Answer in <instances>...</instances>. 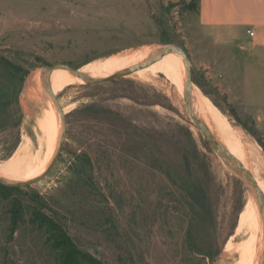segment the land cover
Returning <instances> with one entry per match:
<instances>
[{
  "label": "rangeland",
  "instance_id": "obj_1",
  "mask_svg": "<svg viewBox=\"0 0 264 264\" xmlns=\"http://www.w3.org/2000/svg\"><path fill=\"white\" fill-rule=\"evenodd\" d=\"M196 16L197 0H0V165L26 146L20 155L39 164L48 147L41 118L56 153L61 117L44 88L50 68L177 47L191 66L190 103L202 94L226 118L264 183V54L240 49L225 29L201 28ZM163 59L185 77L179 54ZM72 74L57 67L49 77ZM52 95L64 143L46 176L17 195L25 213L12 239L0 196V264H59L28 222L34 194L103 264H238V249L253 238L249 225L239 229L249 193L191 123L185 91L158 75L65 85ZM195 185L205 189L206 213L185 195Z\"/></svg>",
  "mask_w": 264,
  "mask_h": 264
},
{
  "label": "bare ground",
  "instance_id": "obj_2",
  "mask_svg": "<svg viewBox=\"0 0 264 264\" xmlns=\"http://www.w3.org/2000/svg\"><path fill=\"white\" fill-rule=\"evenodd\" d=\"M168 53H176V52H168ZM157 55L158 52L153 50V48H144L142 50L133 51L124 55H113L107 57V59H102V60L99 59V61H95L83 66L81 69H79L78 73L86 76V78L89 79H102L118 73L125 72L140 64L148 63L152 61V59H154V57H156ZM106 73H109L110 75L101 77L103 76V74ZM158 75H162L167 80L172 81L178 92L181 94L184 93L186 71L184 75L185 77L177 75V72L173 70L169 61L163 59V57L156 60L154 63H151L150 65L140 70H137L136 72H134L129 76H134L142 80H150L152 77H157ZM79 83H83V81L82 79L78 78L75 74H72L70 76H52L49 77L48 79L49 90L51 91L52 94L55 92V90L65 85H73ZM191 105H192V111L196 116V118L206 126L210 134L217 139L219 144L235 160H237L246 171L249 172V174L252 176L253 182L255 183V185L257 186L258 190L261 192L264 198V183L260 180L261 178H259L257 174L253 173L254 171L253 172L250 171V168L246 160L247 157L244 154V151L246 149L243 151L239 139L234 134L235 131L233 132V129L229 125L226 118L223 115H221L214 108V106L209 101H207V99L204 98L202 94L196 95ZM45 111L43 112L45 113ZM38 127L39 130L46 137L48 143L47 151L44 158L42 160L38 158L39 160H41L39 164L36 166H34L33 164V166H31L32 160L26 156H21L22 155L21 153L26 152L27 146L22 148L17 147V150L13 153V155L9 157L6 161H4L2 165H0L1 179H5L12 183H21V182L33 180L41 176L46 171V169L48 168V166L50 165L51 161L53 160L56 154L55 137L50 125L47 124L42 118L38 122ZM61 134H62V120H61ZM246 224L250 226L253 232V238L245 246L242 245L241 249H238L240 252V260L238 264H254V260H253L254 256L258 253V250L260 249L263 250L264 248V222L262 220V216L258 204L255 198L251 194H249L248 200L245 204V208L240 215L239 229L245 226ZM230 246L231 245H229V247Z\"/></svg>",
  "mask_w": 264,
  "mask_h": 264
},
{
  "label": "water",
  "instance_id": "obj_3",
  "mask_svg": "<svg viewBox=\"0 0 264 264\" xmlns=\"http://www.w3.org/2000/svg\"><path fill=\"white\" fill-rule=\"evenodd\" d=\"M168 52H176L178 53L184 60L185 62V66H186V81H185V87H184V91H185V95H184V100H185V104H186V109H187V113H188V117L191 121V123L194 125V127L198 130V132L200 133L201 137L203 138V140L206 142V144L212 149V151H214L218 157L228 166V168L230 169V171L236 175L240 181L242 182V184L244 185V187L246 188V190L248 191L249 194H251L259 207L261 216H262V220L264 222V198L261 194V192L258 190L257 186L255 185V183L253 182L252 176L249 174L248 171H246L243 166L237 161L235 160L217 141L216 138H214L209 130L206 128V126L196 118V116L194 115L193 111H192V105L190 103V92H191V86H192V81H191V66L190 63L188 61V58L186 57L185 53L177 48V47H167V48H163L156 57H154V59H152V61L148 62V63H143L140 64L132 69H129L125 72L122 73H118L115 75H112L110 77H106V78H102V79H89L86 78V76L78 73L79 69H73L71 67L68 66H64V65H60V66H56L53 68H50L45 75V88L46 91L49 93L50 97L52 98V101L56 107V109L58 110L61 120H62V134L60 137V141L58 144V148L56 151V155L53 158V160L51 161L50 165L48 166V168L46 169V171L39 177L30 180V181H26V182H21V183H12L9 182L5 179H1L0 178V184L4 185L6 187H10V188H22V187H26L28 185H31L37 181H39L40 179H42L43 177L46 176V174L52 169V167L54 166L56 159L60 153V150L62 148V145L64 143V137L66 134V123H65V118H64V113L62 112V109L60 108L57 100L55 99V97L52 95L51 91L49 90V85H48V79L49 76L51 74V72L53 71L54 68L57 67H61V68H65L67 70H69L70 72H72L73 74H75L78 78L82 79L84 84L87 85H97V84H101L110 80H114V79H118V78H122V77H127L131 74H133L134 72H136L137 70H140L148 65H150L151 63H154L156 60L160 59L161 57H163L166 53ZM260 264H264V248L262 250L261 256H260Z\"/></svg>",
  "mask_w": 264,
  "mask_h": 264
},
{
  "label": "trees",
  "instance_id": "obj_4",
  "mask_svg": "<svg viewBox=\"0 0 264 264\" xmlns=\"http://www.w3.org/2000/svg\"><path fill=\"white\" fill-rule=\"evenodd\" d=\"M263 147V146H262ZM27 190V187L10 188L0 184V196L8 201L10 239L19 225L24 221L25 204L17 196ZM185 195L192 204L198 205L202 213H206V193L200 185L192 190L185 189ZM33 206L30 211L29 224L43 231L50 249L56 253L59 264H103L99 259L88 252L79 250L63 228L50 216L43 212L45 202L37 195L29 199Z\"/></svg>",
  "mask_w": 264,
  "mask_h": 264
},
{
  "label": "crops",
  "instance_id": "obj_5",
  "mask_svg": "<svg viewBox=\"0 0 264 264\" xmlns=\"http://www.w3.org/2000/svg\"><path fill=\"white\" fill-rule=\"evenodd\" d=\"M196 17L201 28L225 29L240 49L248 47V52L264 54V0H197ZM236 30L244 31L246 38L237 36ZM215 37L227 44L220 34Z\"/></svg>",
  "mask_w": 264,
  "mask_h": 264
},
{
  "label": "built area",
  "instance_id": "obj_6",
  "mask_svg": "<svg viewBox=\"0 0 264 264\" xmlns=\"http://www.w3.org/2000/svg\"><path fill=\"white\" fill-rule=\"evenodd\" d=\"M248 35H249V37H252L253 33L252 32H248Z\"/></svg>",
  "mask_w": 264,
  "mask_h": 264
}]
</instances>
